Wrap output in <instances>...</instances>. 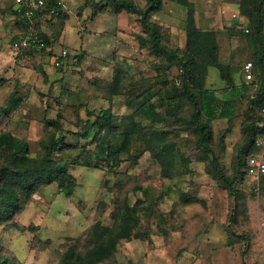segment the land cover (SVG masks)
<instances>
[{
    "label": "rangeland",
    "instance_id": "374dc122",
    "mask_svg": "<svg viewBox=\"0 0 264 264\" xmlns=\"http://www.w3.org/2000/svg\"><path fill=\"white\" fill-rule=\"evenodd\" d=\"M190 1L197 3V26L218 32L219 62L241 88L237 115L213 122L214 145L231 175L253 94L243 88L249 81L242 72L244 62L254 61L244 30L250 19L241 13L240 0L239 26L221 19L225 0ZM99 3L65 0L62 16L42 22L41 50L17 56V50L25 51L15 48L23 32L18 8L15 1L7 7L0 0V164L15 140L28 143L26 160L37 164L45 143L60 134L67 143L57 151L62 157L70 162L92 157L96 163H70L77 179L71 194L57 182L44 184L14 220L0 221V264L6 255L15 264H63L69 251L82 264L107 251L110 258L103 254L91 258L93 263L264 264V191L247 176L238 181L239 214L232 227L235 197L186 128L192 108L179 91V66L144 42L137 14L107 6L92 17ZM187 17V6L176 0H163L150 14L161 26L163 44L179 51L186 48ZM64 51L62 66H56L55 57ZM205 84L220 98L232 86L215 65L208 67ZM8 105L14 107L7 111ZM106 108L140 123L127 150L110 164L100 161L96 141L79 135L87 119ZM100 227L112 232L102 240L107 248L98 244Z\"/></svg>",
    "mask_w": 264,
    "mask_h": 264
},
{
    "label": "trees",
    "instance_id": "16d2710c",
    "mask_svg": "<svg viewBox=\"0 0 264 264\" xmlns=\"http://www.w3.org/2000/svg\"><path fill=\"white\" fill-rule=\"evenodd\" d=\"M187 6V43L184 51L169 48L162 42L161 26L152 21L150 14L152 11L160 10L163 6V0H146L145 5H141L136 0H100L96 9L92 11L91 16L95 17L101 10L107 6L114 11L126 10L137 14L144 27V42L149 40L151 49L161 56L168 57L175 62L180 70L179 91L192 110L187 121L186 128L195 134V147L200 154L209 159L215 173L221 183L235 197V206L230 213V224L237 222L239 214V192L237 183L243 179L247 173V158L256 150L255 138L264 133V0H240L239 8L242 14L249 16V27L247 35L251 38L254 45V73L257 77L248 80L244 85L245 90H253L250 96L248 106L245 111V121L242 125L243 141L236 150L235 170L229 174L222 166L220 154L214 145V127L213 122L217 119L232 120L237 115V95L241 88L234 85L232 77L228 73L227 65L219 62V42L218 32L214 29H200L195 21L196 4L190 0H176ZM63 15V14H62ZM58 16H51L57 18ZM17 21L22 25L23 31L27 26V21L20 17L17 12ZM36 27L45 38L42 31L41 20L37 19ZM17 56L30 54L39 51L36 48L23 49ZM41 50V49H40ZM210 65L219 66L223 77L230 81L232 86L228 89L224 97L220 98L214 88L206 86V76ZM244 76V75H243ZM245 78V77H244ZM170 100L174 98L168 96ZM176 103V101H171ZM14 105H8L7 111ZM86 121V127L79 132V135L92 139L97 142L98 156L101 160H107L111 163L112 159L117 158V154L125 152L126 141L139 131L140 123L134 116L123 115L117 117L109 108L101 109L94 116ZM94 133H92V131ZM104 130V133H103ZM122 139V140H121ZM65 138L62 134L52 137L44 145V155L37 164L27 162L28 143L25 140H15L14 149L7 158L0 164V221H12L15 216L24 208L25 204L32 197V193L40 186L57 182L59 187L71 194L76 186V176L69 170L70 163H81L94 165L92 157L87 161L72 160L71 162L62 157L57 151L64 150L66 146ZM61 156V157H60ZM133 161V160H132ZM115 164H118L115 162ZM98 165V163H97ZM264 191V175L260 181V188ZM13 224H16L13 222ZM108 228V227H107ZM106 227H100L96 234L98 244L107 248V243L102 240L110 236L112 232ZM103 232V233H102ZM247 238V237H244ZM107 254L108 258L112 256V251L96 252L92 254L86 264H94V260L101 255ZM75 252L64 253L63 264H82L75 260ZM107 257V256H106ZM92 260V261H91ZM100 262L96 264H104ZM1 264H15L10 256H5Z\"/></svg>",
    "mask_w": 264,
    "mask_h": 264
},
{
    "label": "built area",
    "instance_id": "2783aa9c",
    "mask_svg": "<svg viewBox=\"0 0 264 264\" xmlns=\"http://www.w3.org/2000/svg\"><path fill=\"white\" fill-rule=\"evenodd\" d=\"M20 17L27 21V26L23 32L17 37L15 48L30 49L36 48L40 50L44 45V39L41 37L37 27V19L43 18L46 15H62L67 8L64 0H14ZM248 31V29H246ZM67 52L55 57L54 64L62 66ZM242 72L247 80H252L255 77L254 62L248 60L243 63ZM264 112V107L262 108ZM256 150L247 158V173L254 188H260V181L264 175V133L255 138Z\"/></svg>",
    "mask_w": 264,
    "mask_h": 264
},
{
    "label": "crops",
    "instance_id": "0c3cea01",
    "mask_svg": "<svg viewBox=\"0 0 264 264\" xmlns=\"http://www.w3.org/2000/svg\"><path fill=\"white\" fill-rule=\"evenodd\" d=\"M2 1H3V3H8V4H5V6H7V7L10 4H14V0H2ZM224 5H225L224 12L221 13V19L226 21L227 25H235L236 24L237 26H239V20L241 19L242 16L239 14L237 15V12H236L237 0H225ZM48 19H54L55 20L56 18H52L50 15H46L45 17L40 19L41 25H42V22L44 23V22L48 21ZM211 20H214V19L211 17ZM212 24L214 26V24H216V23L213 22Z\"/></svg>",
    "mask_w": 264,
    "mask_h": 264
}]
</instances>
